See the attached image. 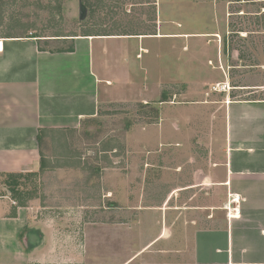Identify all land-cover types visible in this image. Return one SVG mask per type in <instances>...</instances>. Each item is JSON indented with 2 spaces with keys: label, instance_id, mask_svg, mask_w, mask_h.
Returning <instances> with one entry per match:
<instances>
[{
  "label": "crops",
  "instance_id": "1",
  "mask_svg": "<svg viewBox=\"0 0 264 264\" xmlns=\"http://www.w3.org/2000/svg\"><path fill=\"white\" fill-rule=\"evenodd\" d=\"M171 24L160 20L152 34L71 37L66 39L70 45L57 51L42 46L40 50L36 38H0V264H103L87 259V242L83 246L81 234L76 239L67 235L58 214L50 216L44 198L34 194L22 199L12 180L36 178L45 183L39 191L46 194L50 189L44 180L50 172L47 161L60 160V173L73 170L79 155L64 152L76 145L69 132L74 134L98 117L101 106L108 103L105 99L112 101L115 83L132 80L129 75L135 71V62L123 56L133 49L128 41L138 42L136 61L151 55L158 67L160 48L142 39H178ZM100 41L104 44L98 46ZM117 42H125V47L111 44ZM175 44L170 45L172 51ZM69 48L73 51L65 52ZM145 69L151 70L146 65ZM174 87L161 88L159 100L155 94L151 97L157 103L159 147L153 161L147 159L151 164L144 165V178L153 187L155 200L148 205L150 195L142 184L134 190L125 187L128 202L123 200L122 209L126 215L118 223L139 224L138 249L131 254L128 242L123 251L128 256L118 264H264V97L237 100L223 95L221 103L198 102L213 116L210 134L218 129L221 139H209L196 150V140L190 146L185 143L188 140H175L165 131L164 106L194 103L177 102L176 97L183 94ZM169 121L173 132H178L177 122ZM43 134L47 139L59 137L48 139V151L42 149ZM61 142L63 150L58 146ZM132 193L136 203L130 207ZM131 209L136 211L133 218ZM105 212L102 223L113 222H107L111 212ZM167 245L173 250L163 252Z\"/></svg>",
  "mask_w": 264,
  "mask_h": 264
},
{
  "label": "rangeland",
  "instance_id": "2",
  "mask_svg": "<svg viewBox=\"0 0 264 264\" xmlns=\"http://www.w3.org/2000/svg\"><path fill=\"white\" fill-rule=\"evenodd\" d=\"M80 1L88 8L85 21L79 19ZM160 20L172 23L178 39H142L147 40V45L155 42L160 48L162 64L158 67L151 55L136 61L138 42L128 41L133 43V49L123 55L124 60L135 62L132 65L137 72L130 73L129 83H115L112 101L106 100L102 92L101 101L105 99L108 103L101 106L98 117L84 123L74 134L69 132L76 145L64 152L79 155L76 167L59 176L62 174L58 168L60 160L47 161L46 170L51 173L47 171L49 176L44 178L50 183L46 194L39 191L45 183L36 178L24 176L12 180L22 199L34 194L44 198L50 216L54 218L58 214L61 226L67 228L71 239L81 234V243L84 246L87 242L88 246L87 259L98 263L123 261L128 256V251L123 252L128 242L131 254L138 249L139 224L118 223L126 215L122 209L123 200L128 202L125 187L134 190L142 184L146 195H150L148 205L155 200L153 187L144 178L147 169L144 165L151 164L147 159L153 161L159 147L157 103H153L152 95L159 100L163 94L161 88L169 89L172 85L183 94L176 97L177 102H194L186 107L164 106L162 110L169 136L172 133L175 140H188L185 143L189 145L196 140V150L209 139H221L218 129L210 134L213 116L207 106H199L198 102L221 103L223 95L237 100L264 97V0H0V38L37 36L40 46L51 51L69 46L71 36L152 34ZM173 43L176 44L172 51ZM111 44L125 47V42ZM97 62L102 64L99 59ZM145 65L151 70H144ZM97 68L100 67L97 65ZM146 87L148 91L144 90ZM169 120L177 122L178 132H173ZM57 138L48 137L50 141ZM48 139L44 134L41 136L43 150L48 151ZM58 146L63 150V142ZM89 153L93 156H88ZM152 173L150 169L149 174ZM5 180L11 182V179ZM108 191H112V197ZM134 196L132 193L129 199L130 207L136 203ZM111 205L117 207L108 209ZM105 211L111 212L107 222H113L102 223ZM129 213L133 218L136 211L131 209ZM163 248V252L173 250L169 245Z\"/></svg>",
  "mask_w": 264,
  "mask_h": 264
},
{
  "label": "water",
  "instance_id": "3",
  "mask_svg": "<svg viewBox=\"0 0 264 264\" xmlns=\"http://www.w3.org/2000/svg\"><path fill=\"white\" fill-rule=\"evenodd\" d=\"M88 17V8L86 5L80 1L79 3V19L80 21H85Z\"/></svg>",
  "mask_w": 264,
  "mask_h": 264
},
{
  "label": "trees",
  "instance_id": "4",
  "mask_svg": "<svg viewBox=\"0 0 264 264\" xmlns=\"http://www.w3.org/2000/svg\"><path fill=\"white\" fill-rule=\"evenodd\" d=\"M84 4H85V2H83ZM84 36H86V35H84ZM71 37H77V36H71ZM29 38H36L37 39V36H32V37H29ZM40 41H42V42H49V41H60V40H40ZM40 50H41V46H40ZM44 51V50H43ZM69 51H73V48H69L68 50H66L65 52H69ZM60 52H64L63 50L62 51H60ZM165 101V100H164ZM155 115H157L158 116V110H156L155 109ZM40 139H41V137H40Z\"/></svg>",
  "mask_w": 264,
  "mask_h": 264
},
{
  "label": "built area",
  "instance_id": "5",
  "mask_svg": "<svg viewBox=\"0 0 264 264\" xmlns=\"http://www.w3.org/2000/svg\"><path fill=\"white\" fill-rule=\"evenodd\" d=\"M223 89H224V86H223ZM215 92H221V90H215ZM230 209H231V206H230ZM233 211L237 213V209L236 208H234Z\"/></svg>",
  "mask_w": 264,
  "mask_h": 264
}]
</instances>
